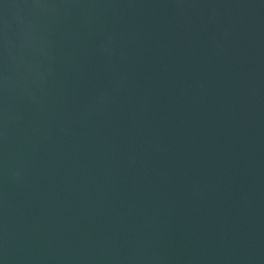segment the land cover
I'll return each instance as SVG.
<instances>
[{"label":"water","instance_id":"95a60500","mask_svg":"<svg viewBox=\"0 0 264 264\" xmlns=\"http://www.w3.org/2000/svg\"><path fill=\"white\" fill-rule=\"evenodd\" d=\"M2 264H264V0H0Z\"/></svg>","mask_w":264,"mask_h":264},{"label":"snow or ice","instance_id":"6c2138e0","mask_svg":"<svg viewBox=\"0 0 264 264\" xmlns=\"http://www.w3.org/2000/svg\"><path fill=\"white\" fill-rule=\"evenodd\" d=\"M0 264H2V262H0Z\"/></svg>","mask_w":264,"mask_h":264}]
</instances>
